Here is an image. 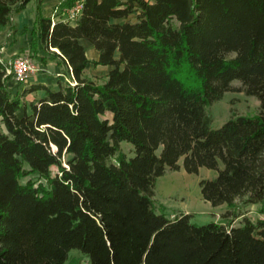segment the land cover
I'll list each match as a JSON object with an SVG mask.
<instances>
[{
    "label": "trees",
    "instance_id": "obj_1",
    "mask_svg": "<svg viewBox=\"0 0 264 264\" xmlns=\"http://www.w3.org/2000/svg\"><path fill=\"white\" fill-rule=\"evenodd\" d=\"M32 1L0 0V34ZM35 4L21 56L66 67L68 84L13 95L0 61V264H79L73 250L89 264H264V219L248 216L264 215V0H84L74 25ZM90 64L109 73L87 77ZM235 81L260 113L213 129L207 108ZM182 168L217 172L200 187L224 223L158 208V179Z\"/></svg>",
    "mask_w": 264,
    "mask_h": 264
},
{
    "label": "rangeland",
    "instance_id": "obj_2",
    "mask_svg": "<svg viewBox=\"0 0 264 264\" xmlns=\"http://www.w3.org/2000/svg\"><path fill=\"white\" fill-rule=\"evenodd\" d=\"M33 61L39 65V72L29 81L23 83L17 82L19 85L28 84V87H30L31 85L44 84L53 90H57L60 86L65 87L68 84L64 72L61 76H58L48 66L42 64L39 59L33 58ZM52 65L50 64V66ZM108 73L109 68L94 67V65L90 64L85 72V76L100 81ZM12 80L14 79L12 78ZM232 88V91L227 92L220 101L207 108V113L212 119L213 129H219L231 118L239 116L253 117L260 113L259 100L256 97L247 96L243 92L240 82L235 81L232 84ZM28 95L29 99H24L25 106H28L36 97L42 96L43 92L29 93ZM22 113L23 111L20 112V114ZM121 149L128 157H134L131 145L123 143L121 144ZM52 172L56 174L57 168H52ZM216 177V171L206 168L200 169L198 174H188L183 168L179 171L168 170L157 182L155 200L158 208H161V211H164L169 217L188 211L190 212L189 214L193 215L192 223L200 226L215 222L216 218L222 222L223 210L226 208L213 207L210 203L204 201L200 187L201 180L214 179ZM29 179H23L22 182L26 183ZM257 218L254 217L253 219ZM70 257L71 259L76 258L79 264H89L88 258L78 250H73Z\"/></svg>",
    "mask_w": 264,
    "mask_h": 264
},
{
    "label": "crops",
    "instance_id": "obj_3",
    "mask_svg": "<svg viewBox=\"0 0 264 264\" xmlns=\"http://www.w3.org/2000/svg\"><path fill=\"white\" fill-rule=\"evenodd\" d=\"M64 0H43V15L46 17H53L55 21H57L56 15L60 14V10L58 9L59 5ZM36 18V4L35 0L30 2L26 9L18 15L14 22L17 25V32L13 33L9 29H6L4 32L0 34V59L5 62H10L17 56H21L25 53L29 52L31 43H32V32L34 28V22ZM81 45L84 47L87 56L90 60H98L99 53L96 51L95 47L86 40L80 41ZM43 55V54H42ZM50 64H53L50 66ZM46 66L51 69L54 74L61 76L63 72L66 70V67L59 66L55 62L50 61ZM62 79V78H61ZM44 83V82H39ZM28 87V84L19 85L15 80L9 82V88L11 89L13 95L20 93ZM29 99V95L25 98V100ZM222 208L226 206H221ZM227 209V208H226ZM226 209L223 210V213L226 212ZM186 214L190 212L186 211ZM263 214L258 212L257 206H252L249 208L248 216L252 219L254 217L261 218ZM215 222H219V219L216 218ZM239 222V219L236 223ZM224 223V221H223Z\"/></svg>",
    "mask_w": 264,
    "mask_h": 264
},
{
    "label": "built area",
    "instance_id": "obj_4",
    "mask_svg": "<svg viewBox=\"0 0 264 264\" xmlns=\"http://www.w3.org/2000/svg\"><path fill=\"white\" fill-rule=\"evenodd\" d=\"M83 2L84 0H78L74 6L64 10L55 17L57 20L74 25L82 14ZM0 61L2 60L0 59ZM8 64V74L19 83L29 81L40 70L39 65L29 57H18ZM262 218L264 219V215H262Z\"/></svg>",
    "mask_w": 264,
    "mask_h": 264
}]
</instances>
